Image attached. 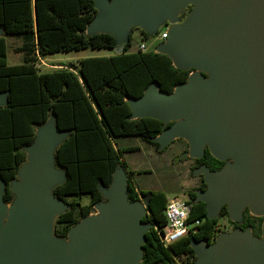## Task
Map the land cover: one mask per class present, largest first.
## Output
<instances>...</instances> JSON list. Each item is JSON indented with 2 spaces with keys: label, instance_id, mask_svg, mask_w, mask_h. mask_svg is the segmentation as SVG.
<instances>
[{
  "label": "water",
  "instance_id": "1",
  "mask_svg": "<svg viewBox=\"0 0 264 264\" xmlns=\"http://www.w3.org/2000/svg\"><path fill=\"white\" fill-rule=\"evenodd\" d=\"M95 1L93 32H110L103 29L112 27L115 32L110 33L119 41L116 52H121L134 22L153 31L160 18L177 15L187 0ZM204 2L212 16L198 14L184 28H171L158 51L171 57L177 54V60L172 58L179 68L213 71L216 80L193 72L173 93L154 83L142 97L129 102L134 117L173 122L156 137L161 147L186 138L190 157H202L208 148L225 161L220 170L205 164L196 168L207 183L206 189L196 192V200L207 203L209 217L218 216L224 204L234 221L247 207L253 215L264 216V0ZM124 35L126 41L119 38ZM6 99L0 92V106ZM50 121L26 149L22 179L12 184L16 196L8 226L3 227L0 219V264H139L150 224L143 219L146 204L128 199L123 168L115 172L111 186L103 188L101 219L85 217L77 230L71 228L73 258L62 257L53 227L66 204L51 194L65 178L63 171L53 168L55 147L65 134ZM4 191L0 177V213L7 203ZM191 245L198 256L195 264H264V220L261 237L251 228H237L221 232L214 243L194 239Z\"/></svg>",
  "mask_w": 264,
  "mask_h": 264
},
{
  "label": "trees",
  "instance_id": "2",
  "mask_svg": "<svg viewBox=\"0 0 264 264\" xmlns=\"http://www.w3.org/2000/svg\"><path fill=\"white\" fill-rule=\"evenodd\" d=\"M191 7L183 9L181 20ZM97 13L95 0H0V92L7 97L0 106L4 201L15 199L12 184L19 180L21 167L27 162L26 149L53 117L57 130L65 134L54 150V166L65 178L53 187L52 194L66 204L54 220L53 234L67 240L70 229L106 201L103 188L110 187L115 172L123 168L128 176V199L146 204L143 219L150 224L141 244L139 264H195L198 256L192 241L214 243L222 232L220 217L230 214L228 205H223L218 216L209 217L207 203L197 201V193L191 190L188 222L192 226L186 235L165 245L157 229L168 222L165 210L169 197L161 190L137 189L136 172L123 157L125 150L137 147L116 146L118 137L135 135L162 151L156 137L173 122L154 116L134 117L129 101L142 97L154 83L162 91L173 93L178 84L188 81L192 70L177 67L168 53L156 51L159 41L146 51L129 50L136 29L141 30L142 40L152 37L141 27L131 28L121 52L82 58L51 71H40L37 66L40 56L61 51L117 48L119 41L113 33L88 31ZM167 26L168 22L164 28ZM8 33L23 38L18 47L24 53L21 63L8 62ZM194 160L193 169L205 164L220 170L225 164L208 148ZM201 188H207L205 180ZM84 194L89 196L88 203L81 202ZM263 220L264 216L253 215L247 207L242 218L234 221V229L251 228L261 237Z\"/></svg>",
  "mask_w": 264,
  "mask_h": 264
},
{
  "label": "rangeland",
  "instance_id": "3",
  "mask_svg": "<svg viewBox=\"0 0 264 264\" xmlns=\"http://www.w3.org/2000/svg\"><path fill=\"white\" fill-rule=\"evenodd\" d=\"M188 6H192L190 12L181 20L180 15ZM195 3L189 2L183 6L177 15L173 17H162L160 18L158 24L153 29L149 30L152 37L149 40H142L143 34L140 29H136L132 34L133 41L132 46L129 50L135 51L138 49L140 42H145L148 48H153L158 42L159 31L163 30L165 23L168 22V26L171 28H184L185 21L190 16L191 12L195 8ZM142 27L138 22H134L131 28ZM97 28L90 26L88 31H96ZM131 30V29H129ZM129 30L127 32H129ZM160 31V32H161ZM1 34V30H0ZM127 35V34H126ZM126 35L123 40L126 41ZM8 42V62L10 64H17L23 62L24 53L18 50L23 44V38L19 34H5ZM116 53V48H92L88 47L79 51H61L55 54H48L40 56L37 66L40 71H51L58 68L64 67V65L69 64L72 61H76L86 57L93 56H109ZM193 72L199 73L205 79L216 80L213 71H203L197 67H189ZM53 118V117H52ZM49 124L53 125V119ZM62 136V135H60ZM189 139H175L171 144L167 145L163 151H157L153 145L146 142L139 136H121L116 139V143L119 147H125L127 145H134L137 148L135 150L123 152L124 159L130 164L131 168L136 170L135 180L137 184L144 190H161L167 193L168 196L178 197L182 200L189 201L190 194L197 192L203 185L205 180L204 176L198 174L195 167V160L186 154V151L190 148ZM185 152V153H184ZM55 169V167L53 166ZM56 170V169H55ZM58 171V170H56ZM120 172V171H118ZM22 179V175L19 181ZM17 181V182H19ZM16 182V183H17ZM15 183V184H16ZM52 197H54L51 194ZM75 198V197H74ZM73 199V197H70ZM82 203L89 202V196L87 194L83 195L81 199ZM13 206V201L10 203H4V210L0 213V219L3 222V227L8 226L9 218L11 217V209ZM101 204L95 206V212L91 214L93 217L101 219L102 216ZM84 220L80 222L83 224ZM220 228L222 232H232L234 231V220L231 216H221L219 220ZM252 230V229H251ZM70 233L66 242V252L68 258H73L71 248L73 241L70 242Z\"/></svg>",
  "mask_w": 264,
  "mask_h": 264
},
{
  "label": "built area",
  "instance_id": "4",
  "mask_svg": "<svg viewBox=\"0 0 264 264\" xmlns=\"http://www.w3.org/2000/svg\"><path fill=\"white\" fill-rule=\"evenodd\" d=\"M170 26L164 28L158 36L160 42L155 50L158 51V47L165 41H167L170 33ZM138 49L146 51L148 49L145 42H140ZM192 73V72H191ZM190 203L186 200H182L178 197H171L168 199L166 206L167 224L161 228H158V234L165 245H168L179 238L186 235L191 228L192 224L188 222V216L190 212ZM199 224V221H196Z\"/></svg>",
  "mask_w": 264,
  "mask_h": 264
},
{
  "label": "bare ground",
  "instance_id": "5",
  "mask_svg": "<svg viewBox=\"0 0 264 264\" xmlns=\"http://www.w3.org/2000/svg\"><path fill=\"white\" fill-rule=\"evenodd\" d=\"M189 2L195 3L196 6H195L194 10L191 12L190 16L185 21V24H187L190 20L193 19V17L195 15H198V14L204 15L207 18H210L212 16L211 15V11H210L208 5L204 2V0H187L185 3H189ZM103 31L115 32L112 27H107V28L103 29ZM172 57L175 60H177L178 55L177 54H172ZM56 215H57V213L54 214V217ZM91 217H92V215L86 217L85 220H87V219H89ZM80 226H81V224L75 225L74 227H72L71 232L77 230ZM53 240L55 242H57L58 245L60 246V248L62 249V257L67 258L68 254L66 252V242H65V240H63L62 238H57V237H53ZM71 241H72V236H70V242Z\"/></svg>",
  "mask_w": 264,
  "mask_h": 264
},
{
  "label": "crops",
  "instance_id": "6",
  "mask_svg": "<svg viewBox=\"0 0 264 264\" xmlns=\"http://www.w3.org/2000/svg\"><path fill=\"white\" fill-rule=\"evenodd\" d=\"M9 34V33H8ZM178 139H186V138H178ZM173 142V141H172ZM171 142V143H172ZM170 143V144H171ZM189 143V142H188ZM169 145V144H168ZM116 146L118 147V148H121V149H125V148H130V147H133L134 145H127V146H125V147H119V145L116 143ZM136 147V146H135ZM167 147V146H166ZM165 149V147H161V150L163 151ZM129 164V163H128ZM130 165V164H129ZM131 167V166H130ZM133 169V168H132ZM135 172H136V170L135 169H133ZM135 176H136V173H135ZM136 181V180H135ZM136 186H137V189H142L138 184H137V182H136ZM169 198H171V196H168Z\"/></svg>",
  "mask_w": 264,
  "mask_h": 264
},
{
  "label": "flooded vegetation",
  "instance_id": "7",
  "mask_svg": "<svg viewBox=\"0 0 264 264\" xmlns=\"http://www.w3.org/2000/svg\"><path fill=\"white\" fill-rule=\"evenodd\" d=\"M187 152V151H186ZM185 153V152H184ZM246 209V208H245ZM245 209H244V211H245Z\"/></svg>",
  "mask_w": 264,
  "mask_h": 264
}]
</instances>
